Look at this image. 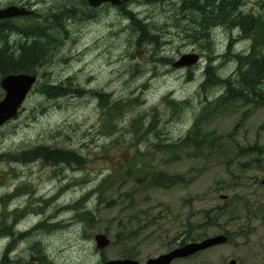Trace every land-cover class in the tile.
Wrapping results in <instances>:
<instances>
[{"label": "rangeland", "instance_id": "obj_1", "mask_svg": "<svg viewBox=\"0 0 264 264\" xmlns=\"http://www.w3.org/2000/svg\"><path fill=\"white\" fill-rule=\"evenodd\" d=\"M184 1L106 3L92 18L67 25L61 49L37 71V84L18 114L0 127V194L20 190L11 204L27 211L15 228L26 235L1 239L0 259L12 240L8 257L21 263L39 258L49 264H101L123 254L143 263L176 247L192 225L196 240L225 234L228 241L173 264H227L231 258L236 264H264V106L235 101L219 108L200 123L211 147L196 151L179 144L204 102L224 91L201 89L206 66L221 78L232 75L233 56L246 53L252 37L241 36L237 25L212 21L216 28H206L201 12ZM42 8L37 0V11ZM238 11L264 21V0H249ZM17 39L15 34L6 42L10 50ZM185 53H200V61L173 67ZM44 84L69 90L50 97L36 89ZM97 93L106 94L109 104L120 102L121 109L107 117ZM3 95L0 88V100ZM38 146L75 151L84 162L50 166L38 158L9 159ZM246 147L256 148L242 153ZM139 167L179 174L185 182L146 188L120 173ZM104 178L108 182L99 188ZM87 192L83 210L90 215L82 219V210L68 205ZM133 214L135 234L121 244L114 236ZM97 233L111 241L102 250L93 239Z\"/></svg>", "mask_w": 264, "mask_h": 264}, {"label": "trees", "instance_id": "obj_2", "mask_svg": "<svg viewBox=\"0 0 264 264\" xmlns=\"http://www.w3.org/2000/svg\"><path fill=\"white\" fill-rule=\"evenodd\" d=\"M247 1L249 0L184 1V3H187L185 6H189L195 12H201L202 16H204L203 24L206 28L214 27L215 25L213 22L215 21L216 26L220 24L225 26L237 25L242 31L240 33L241 36L247 37L246 35L250 34L252 37V43L248 49L249 51L233 56L236 60L237 67L232 75L221 78L217 75L214 67L210 63L206 66L204 70V80L200 86L201 89L206 90L221 86L224 91L213 101L204 102L194 122L179 141V144L185 147H192L196 151H201L202 145L205 144L207 147L213 145V140H209L207 134H204L200 129V123L206 115L215 112L217 109L220 108L223 110L235 101L250 104L254 107L264 106V21L254 17L251 13L243 14L238 11ZM203 4L206 8H204ZM19 20L21 23L19 25L10 26L11 28L0 26V43L5 44V46L0 48V75L2 77L10 73L37 74L38 69L46 60V55L40 40L41 25L38 20L35 21V19L32 18H22ZM194 21H196L195 18ZM207 25L209 26L207 27ZM9 30H13L19 38L15 42V50H10L9 47H7L5 33ZM194 31L200 32V28ZM146 35H148L149 39H153L154 37L147 31ZM227 48L230 49V44ZM36 89L41 94H47L50 95V97L64 96L67 93L66 91L69 90V88L63 85L54 84L39 85ZM96 95L99 98V105L104 109L107 117H109V115H115L121 109L122 104L118 101L109 104L105 98L107 97L106 94L97 93ZM164 100L170 105H175V101L172 98L166 97ZM157 147L159 146L157 145ZM165 147L168 150H173L172 143H167ZM255 148L256 147H246L241 148L240 151L247 154ZM37 158L42 159L45 165L63 164L80 166L84 162L81 155L75 151L69 149H53L43 146H38L26 152L23 151L20 156L17 157L9 156V159L23 163L33 161ZM120 173L124 174L126 178L131 179L136 186H143L146 188H168L185 182L184 177L179 174H170L162 170H149L144 167L127 168L120 171ZM112 177V174L108 176V178ZM108 178L102 180L99 188L107 184L108 181H106V179ZM127 193L128 192H126V194ZM89 194L90 192L85 193L79 200L74 202L75 205H69L70 207L73 205L72 208L76 210H82L79 214V218H89L90 212L83 210L85 200ZM22 214L24 213L17 216L21 217ZM135 219L136 216L133 214L128 217L126 222L119 224L118 232H116L114 236L119 243L125 244L132 239L135 234L133 231L134 223L132 224V221ZM193 232L192 225H189L184 238L181 239L178 245H182L187 241H196V238L193 237ZM203 237H206V235ZM174 239L176 240L177 238ZM200 239H202V237L197 240ZM123 257L132 258L133 256L131 254H123Z\"/></svg>", "mask_w": 264, "mask_h": 264}, {"label": "flooded vegetation", "instance_id": "obj_3", "mask_svg": "<svg viewBox=\"0 0 264 264\" xmlns=\"http://www.w3.org/2000/svg\"><path fill=\"white\" fill-rule=\"evenodd\" d=\"M39 2L43 4L41 12L37 11V0H21L20 2L16 0H0V10L10 6H23L34 12L32 16H24V18H32L35 19V21L38 20L41 25V42L46 55V60L38 70L45 67L47 63L52 62L58 51L61 49L64 37L68 38L69 32L66 30L67 25L78 20L92 18L95 8H98L91 7L87 0H39ZM80 7H83V9L80 10ZM22 18L23 17H19L18 19ZM15 19L16 18L0 20V26H13L11 22ZM214 27L216 28V26ZM13 36H15L13 30H9L5 33V38L8 43ZM197 54L199 57L201 56L200 53ZM17 191V189L12 191L9 189L0 194V240L12 239V236L14 235H17V237L22 239L26 235L25 229H18L19 232H15V228L18 227L21 220L27 216V211L24 209L26 213L22 210L19 212H24L22 217H17L19 213L16 215L15 211H18V208L15 209L11 204V201H13L14 198L22 194V192L16 194ZM51 200H53V198ZM36 215H38V213ZM21 234L23 236H21ZM13 247L12 240L5 244L4 256L0 259V264H6L9 262L21 263L18 260H13L8 257V254L12 251ZM34 261H37L40 264H49L48 261L44 259L40 260L39 258L38 260L34 258ZM174 261L175 260L171 261L169 264H173ZM140 264L147 263L144 261L143 263L140 262Z\"/></svg>", "mask_w": 264, "mask_h": 264}, {"label": "water", "instance_id": "obj_4", "mask_svg": "<svg viewBox=\"0 0 264 264\" xmlns=\"http://www.w3.org/2000/svg\"><path fill=\"white\" fill-rule=\"evenodd\" d=\"M130 0H87L91 7H99L102 4L109 3L114 6L122 5ZM149 1V0H147ZM33 11L23 6H10L0 10V20L13 19L24 16H32ZM140 54V52H138ZM200 61L199 55L196 53H185L173 62V67H187L195 65ZM38 80L37 74L31 73H10L0 79V88L4 95L0 100V127L7 121L12 120L19 112L27 96L32 91ZM264 186V178L261 180ZM96 248L104 249L110 244V239L103 233H97L93 236ZM225 234H217L209 236L197 241H189L183 245L177 246L166 253H162L156 257L148 258L147 264H169L172 260L178 258H186L196 253L207 250L211 247L227 243ZM6 264H40L37 261H27L24 263L9 262ZM101 264H139V261L131 258H118L106 260ZM227 264H236L234 258L230 259Z\"/></svg>", "mask_w": 264, "mask_h": 264}, {"label": "bare ground", "instance_id": "obj_5", "mask_svg": "<svg viewBox=\"0 0 264 264\" xmlns=\"http://www.w3.org/2000/svg\"><path fill=\"white\" fill-rule=\"evenodd\" d=\"M244 14V13H243ZM30 29V28H29ZM238 38H240L239 36H238ZM21 39V38H20ZM41 40V39H40ZM236 40V39H235ZM42 41V40H41ZM249 51V50H248ZM228 54V53H227ZM229 55V54H228ZM231 56V55H230ZM209 67V66H208ZM212 69V68H211ZM205 73V72H204ZM205 83V82H204ZM206 87V86H205ZM67 88V87H66ZM51 166V165H50ZM20 191V190H19ZM19 191H17L16 192V194H19L20 192ZM19 192V193H18ZM60 192V191H59ZM55 197V196H54ZM50 198H52V197H50ZM54 199V198H53ZM45 200V199H44ZM48 201V200H47ZM52 201V200H51ZM83 201V200H82ZM44 202V201H43ZM48 203V202H47ZM73 204H74V202H73ZM75 205V204H74ZM69 206V205H68ZM73 206V205H72ZM71 206V207H72ZM70 206H69V209L71 208ZM84 207V206H83ZM40 208V207H39ZM39 208L37 209V210H39ZM73 209V208H72ZM74 210V209H73ZM24 212H25V210H23ZM85 211H88V210H85ZM19 212V211H18ZM24 212H22V213H24ZM26 213V212H25ZM20 215H21V213H19ZM18 214V215H19ZM23 215V214H22ZM18 217V216H17ZM20 217V216H19ZM22 217V216H21ZM15 218H16V216H15ZM18 232V231H17ZM23 236V235H22ZM2 238V237H1Z\"/></svg>", "mask_w": 264, "mask_h": 264}]
</instances>
